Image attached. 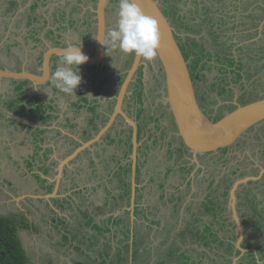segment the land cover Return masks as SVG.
I'll list each match as a JSON object with an SVG mask.
<instances>
[{
	"label": "rangeland",
	"instance_id": "1",
	"mask_svg": "<svg viewBox=\"0 0 264 264\" xmlns=\"http://www.w3.org/2000/svg\"><path fill=\"white\" fill-rule=\"evenodd\" d=\"M16 1L22 7L19 8L17 5L15 14H12L13 10L10 13L3 5L0 8V42L4 41L0 43V65L7 68L32 69L37 61L34 62V59H38L40 64L46 49L57 44L51 39L52 35L60 33H64V36L61 35L64 37L62 43L67 44L69 37L72 38L71 41L84 42L93 32L92 42L86 44L89 52L93 54L95 43L93 37L94 32L96 33L95 10L98 0ZM158 1L169 16L178 39L184 45L195 74L198 94L212 116L217 112L223 114L230 109L229 107L234 106L236 94L242 93L245 88L242 85L249 87L253 94L254 90H258L255 91V96L264 93V29L259 31L260 23L264 20V0ZM1 4H4L3 0H0ZM118 5L119 0H111L108 4L107 33L117 27ZM242 25L248 28L243 29ZM262 27L264 28V24ZM25 35L29 37L26 39ZM234 35L235 38L230 37ZM14 36L23 42L25 50L28 51L16 49L14 40L10 39ZM240 39L245 42L244 49L240 47ZM45 41L47 44H44ZM231 48L234 50L239 48L240 53L236 60L228 59L233 51ZM13 50L16 52L9 58L8 54ZM134 56L125 54L118 48L112 49L109 46L108 51L106 49L104 63L99 66V76L91 75L88 82L81 83L89 93L88 106L91 110L87 112L85 105H82L84 106L82 109L76 108L77 101L75 102L74 97L55 93L56 88L52 83L34 87L28 81L18 88L15 82L0 80V214L17 216L19 220L22 219L21 214L25 215V220L30 225L20 227L19 235L30 264H79V262L106 264L99 260L93 248L94 245L95 249H98L99 239H102L105 233L99 234L94 226L87 224L89 215H92V221L96 222L102 219L107 210L110 212L109 209L112 207L105 198L107 193L102 184L95 181L101 177L102 171L105 174L106 171H113V174L111 173L113 178L118 175L121 177L119 166L123 162L133 166L134 148L129 157L130 145L127 146L126 153L123 149L116 150L122 146L118 145L120 139L123 138V141H126V138L127 141L130 139L126 134L118 137L122 131L126 133L130 131L124 117L117 118L108 134H104L90 148L68 160L65 172L60 177L62 180L59 178L56 195H47L55 188L59 163L81 146L82 142L94 138L109 121L119 88L133 63ZM143 61V67L139 69L135 81L131 83L123 106V110L140 123L141 136L140 141L137 140L135 163L139 169L141 186L148 179L153 182L163 179L166 167L174 161L178 160L176 167L179 169L183 163L182 157L169 160L172 145L181 140L166 104L163 72L156 60L147 61L143 58ZM85 69L86 66H80L81 74ZM87 73L88 71L85 74ZM22 91H25L29 98L39 100L42 108H46L49 101L52 105L57 101L54 111L56 114L42 119L43 121L37 117L39 114H25L20 110L21 106L27 103V99L22 98ZM61 103L65 105L64 108L60 107ZM26 106L31 107L29 104ZM138 113L141 115L139 118ZM19 119L24 123L22 124ZM28 123H32V126ZM54 124L64 133L49 130L40 134L44 135L45 142L41 147L39 145V148L40 142L32 137L31 132L39 135L35 128L37 125ZM111 138L114 141H111ZM46 148H50L47 153L44 151ZM115 151L117 156L113 157ZM188 158L193 159L190 160L189 174L186 173L187 170H182L180 171L182 173L178 172L172 176L169 174L166 177L173 180L174 185L178 184L182 177L185 182L184 196L171 208L174 210L171 215H167L169 220L166 224L169 226L167 231L171 232L163 231L164 233L156 234L154 237L158 250H162L169 243L176 247L178 253L183 252L178 261L172 259L164 264H260L253 254L248 252L240 254L236 248L240 230L232 215L228 214L226 218L223 214L224 209L231 206L229 195L231 187L228 188L229 183L224 181L223 177L235 166L236 174L232 175L234 181L248 175L257 176L264 168V125L250 131L231 149L200 154L198 164L191 154L187 156ZM27 163L31 165L26 170L23 164ZM189 179L192 182L187 186ZM124 199L118 197L115 211L129 206L131 208L132 205H124ZM209 200L222 203L220 208L217 203V210L212 215L204 208V204L209 203ZM139 203H143L142 198ZM139 203L134 206L141 208ZM263 203V177L240 186L238 213L245 233L248 228L247 237L250 239L258 233L259 227L264 226V212L260 213V206ZM209 204H205V207L208 208ZM183 205L188 208V214L185 215L184 222L181 223L180 220L179 223L178 220L182 217L179 210ZM254 208L257 212L255 217L252 211H249ZM200 209L209 216L201 213L204 222L200 217V222L196 223L194 212ZM174 216H177V219L173 218ZM175 220L177 223H174L172 229L170 221ZM205 223L208 224L204 227ZM186 225H193V229L183 237L180 233ZM65 231L70 236L69 239H72V244L75 243L76 246H72L69 240L65 242L63 237ZM109 239L111 237L106 241ZM104 247L111 250L106 245ZM103 257L105 258V255ZM112 257L117 261L115 254H112ZM154 262L155 260L148 258L146 263ZM119 264L135 263H129V259L125 258Z\"/></svg>",
	"mask_w": 264,
	"mask_h": 264
},
{
	"label": "water",
	"instance_id": "2",
	"mask_svg": "<svg viewBox=\"0 0 264 264\" xmlns=\"http://www.w3.org/2000/svg\"><path fill=\"white\" fill-rule=\"evenodd\" d=\"M111 0H98L96 6V33L93 54L82 47L83 52L89 56L87 63L83 65L101 66L106 56V47L102 46L97 38L107 37V8ZM143 12L156 19L161 35V43L158 49V55L154 60L158 62L164 76L166 104L173 116L177 128V135L182 140L186 148L194 156L196 164L199 163L200 154H212L222 149L229 148L242 140L247 133L254 127L264 123V97L249 101L244 104L237 103L236 107L223 116L216 118L206 111L198 95L196 82L192 76L189 59L185 55L176 31L169 19L167 13L163 10L158 0H137ZM73 45V44H70ZM69 46V45H68ZM79 46V45H77ZM67 46H52L47 49L42 58L39 71L27 68L16 70L0 66V80L15 79L30 81L34 86H39L51 80V63L54 56H61ZM144 64L143 57L134 56L133 63L128 69L123 80L117 103L109 121L100 129L98 134L81 143L77 149L61 161L58 167L56 178V188L47 196L56 195L59 178L62 176L64 166L69 159L76 157L86 148H90L95 142L99 141L104 134L113 126V123L119 115L130 123L134 129L133 142V165L136 166V157L138 147V123L129 116L124 110V100L128 94L131 83L135 81V76L139 68ZM135 170V169H134ZM264 175V168L257 176H245L237 178L229 191L231 208L234 218L239 226L238 243L244 238V225L238 213V190L241 185L251 180H259Z\"/></svg>",
	"mask_w": 264,
	"mask_h": 264
},
{
	"label": "crops",
	"instance_id": "3",
	"mask_svg": "<svg viewBox=\"0 0 264 264\" xmlns=\"http://www.w3.org/2000/svg\"><path fill=\"white\" fill-rule=\"evenodd\" d=\"M37 6H38V4H37ZM18 7L21 8L22 5H19ZM95 16H93V17H95ZM260 24L261 25L259 26V30L264 29L262 27V25L264 24V20ZM28 28H30V27H28ZM56 32H58V31H56ZM92 33L90 34V37L87 36V40H85L84 42H80L78 40L77 41H71L72 40L71 37H69L67 39V42L69 45L73 44V45H81L82 47H86V44H88L92 39L91 38ZM50 34L52 35V33H50ZM56 35H58V34H53L51 39L57 44L51 45V47L52 46H58V45L63 46L62 45L63 44L62 39L64 37L61 38L62 36L59 37V35H58V38H56ZM25 37L27 38V35H25ZM230 37L235 38V35L230 36ZM59 38H61V40H59ZM93 38L95 39V32H94ZM242 40L243 39H240L241 45L245 44V42ZM59 42H61V43H59ZM14 44H15V47L17 49L19 42L15 41ZM44 44H47V42L45 41ZM22 46L24 47L23 49L18 47L21 51L26 49L24 45H22ZM65 46H67V44H65ZM239 48H237L236 50H234V48H231V49H233V51L229 54L228 59L236 60L237 56H239V53H240ZM25 51H28V50H25ZM35 61H36V65H38L39 64L38 59H34V62ZM56 68H57V64H56ZM15 69H19V68H15ZM51 71L53 74L54 70L52 68H51ZM245 74H248V73H245ZM84 79H86V82H88L89 78L85 75ZM3 81L6 82V81H8V79H3ZM19 81H24V80H19ZM50 82H51V80H50ZM50 82L44 83L42 85H49V84H51ZM34 87H36V86H34ZM87 87H88V85H87ZM242 87H245L244 90H250L251 91V89H249V87H247V86L242 85ZM83 90H84V96L86 98L90 99L88 89H86V91H85V88H84ZM55 91H57V89H55ZM60 93H62V92H60ZM62 94L67 95L64 93H62ZM238 97H239V94H236L235 99H237ZM249 101H247V102H249ZM233 103L235 104L234 101H233ZM57 104H58L57 101H54L53 105L49 101L46 108H44V109H46V112H45L46 115L43 114V116L46 118H49L53 114H56L54 111L56 110ZM225 113H223V115ZM217 114H218V112H217ZM37 117L39 118V120L43 121L41 118V114H39V116L37 115ZM19 121L22 122V124L24 123V121L22 119H19ZM13 122H15V120H13ZM55 124L53 126L37 125V127L38 128H48V129L55 128L56 129L57 126H55ZM28 125L32 126V123L31 124L28 123ZM37 127H35V128H37ZM57 130L61 131L59 133H62V134L64 133V132H62L63 130L61 128H59V129L57 128ZM17 131H18V129H17ZM13 133H14V131L11 132V134H13ZM42 133H44V132L39 131V135H38L37 133L31 132L32 137L33 138L35 137L34 139L36 141L40 142L38 144V147H39V145L41 147L42 143L45 142L44 141L45 140L44 135L40 136V134H42ZM41 139H43V141H41ZM111 140H112V138H111ZM49 149L50 148H46L44 150L45 153H47L49 151ZM192 157L194 158L193 155H192ZM182 159H183L182 161H184V159H187V154L186 155L184 154V157H182ZM191 160H193V159H191ZM31 164H32V162H31ZM31 164H29V163L23 164V165H25L24 169L27 170V167L30 166ZM188 164H190V163H188ZM183 165L181 164L182 168H183ZM170 166H172L171 172L169 171ZM99 167H97V168H99ZM182 168L181 169L177 168L176 164L174 162L173 164L166 167V169H165V175L166 176L163 177V179L158 180V181L154 180V182L151 179H148L147 182L144 183L142 186L139 183V181H141V180L138 177V168H136V166H134V165L133 166L132 165L131 166L125 165V168L122 165L121 166V169H122L121 170V177H120V175H118V177L115 176L113 178L112 177L113 171H111V172L106 171V174L103 173V171H102V174H100L101 177L99 178L100 180L97 178V180H95V181L97 182V184H98V182H100L102 184L101 186H103L104 191L107 193L105 198L111 196L113 199L114 196L118 195L117 193L120 194V191L126 185V187H128V191L126 193L128 198L125 197L123 202H124L125 206L126 205H132V206H131V208H129L130 207L129 206V207H125L123 209H120L119 211L116 210L118 212H116L115 209H113L110 212H106V214L104 216H102L103 219L101 220V224L103 222L102 227L104 229L102 230L103 232L101 231L102 233H99V234L104 235V233H105V235H104V237H102V239H99L100 244H99L98 249H95V247L93 245L94 252H97L99 260H101L102 262L103 261L106 262V264H119V262H122L123 260H125V258L129 259V263H135V264H148V263H146L148 261V258L155 260V262L152 264H164V262H166L168 260L170 261L172 259H175L177 261L179 260V257H181V254H183V252L178 253L176 247H174V245L171 246L169 243L162 250H158V246L155 244V238L154 237H156L155 236L156 234L164 233L163 231H165L167 233L171 232V231H167L169 229V226L166 225L169 222L167 215L168 214L171 215L170 213H172L174 211L171 208L174 207L176 201H178L179 199H181L182 196H184L183 191H184V182L185 181L182 177V180L179 181L178 184L174 185L173 180L166 178V177L169 174H171V176L173 174H177L178 172L182 171ZM116 170L117 169H115L114 171L116 172ZM119 171H120V169H119ZM63 172H65V171H63ZM107 172H109L110 175H108ZM180 173H182V172H180ZM186 173L189 174L190 172L189 173L186 172ZM103 174H104V176H103ZM102 177H104L103 180L101 179ZM191 182H192V180L189 179L187 186ZM56 183H55V188H56ZM110 183H112V184H110ZM119 187H123V188L119 189ZM176 187H179L178 188L179 190ZM55 188L52 190V192L55 190ZM58 188H59V186H58ZM58 188H57V190H58ZM122 191L124 192V190H122ZM179 191H180V193H179ZM145 192H148V194H146ZM49 193H51V192H49ZM184 193H186V192H184ZM103 195H104V193L102 191L101 197H103ZM38 196H40V195H38ZM71 197H72V195H70V198ZM118 197L120 198V195ZM140 198H142V202H143L142 204L139 203ZM51 199L52 198L50 197V200ZM128 200H129V202H128ZM136 203H139L141 208L139 206H136V205L134 206V204H136ZM52 208L56 209L54 206H52ZM187 211H188V208L186 209V205L185 206L183 205L181 207V209L179 210V212H181V214H182L181 219L178 220L179 223H180V220H181V223L184 222L183 220L185 218V215L188 214ZM201 213L205 214V212L202 211L201 209L199 211L194 212L195 218H196V220H195L196 223L200 222V217H202V221H203L204 216H209L208 213H206L204 216L201 215ZM223 214L226 218H228V214H230V215H232V218L235 219L234 213H233L232 208L230 206H227V208H225ZM190 215L193 217V213H191ZM170 218H172V217L170 216ZM173 218L177 219V216H174ZM176 221L177 220L170 221V223L172 225L171 226L172 229L174 227V223L175 224L177 223ZM97 222L100 223L99 220ZM235 222L237 224L236 220H235ZM207 224L208 223H205L204 227ZM237 227L239 228L238 224H237ZM259 228H260V230H258V233L255 234L253 236V238H251V239L247 237V231H246V233L244 232V238L241 240L240 243H238L236 245V248L238 251H240V254L245 253V252H248L249 254H253L258 263L264 264V226H261ZM114 229H116V231ZM192 229H193V225H190V226L186 225L182 228V233H180V234L183 235V237H186L187 232H191ZM106 233L108 235H106ZM173 233H176V231H173ZM238 234H239V232H238ZM63 237L65 238V242L69 240L72 244V239H69L70 236L67 234L66 231L63 233ZM110 237H111V239H109V241H106V239L110 238ZM258 237H261V239H257ZM105 241H106V243H105ZM74 244H72V246ZM105 245L110 247L112 251L105 248L104 247ZM74 246H76V245H74ZM110 251H111V253L109 254ZM112 254H115V258L117 259V261L114 260V258L112 257ZM116 254H117V256H116ZM103 255H105L106 259L103 257ZM166 263H168V262H166ZM83 264H87V263H83Z\"/></svg>",
	"mask_w": 264,
	"mask_h": 264
},
{
	"label": "clouds",
	"instance_id": "4",
	"mask_svg": "<svg viewBox=\"0 0 264 264\" xmlns=\"http://www.w3.org/2000/svg\"><path fill=\"white\" fill-rule=\"evenodd\" d=\"M117 16V27L110 30L107 37L97 38L99 43L107 51L110 46L125 54L143 57L147 61L156 58L161 43L157 20L146 15L137 0H119ZM88 60L89 56L83 52L81 45L67 46L51 76L52 85L64 94L76 93L83 81L80 66ZM60 107L64 108L65 105L61 103Z\"/></svg>",
	"mask_w": 264,
	"mask_h": 264
},
{
	"label": "trees",
	"instance_id": "5",
	"mask_svg": "<svg viewBox=\"0 0 264 264\" xmlns=\"http://www.w3.org/2000/svg\"><path fill=\"white\" fill-rule=\"evenodd\" d=\"M12 3H13V7L14 8L12 7L10 9H8V11L10 12L11 10H13L14 11L13 14H14L16 12V10H17V9L15 10V7L18 5V3H17L16 0H13ZM28 37L29 36H27V38ZM40 61H42V60L40 59ZM141 67H143V66H141ZM25 82H28V81L27 80L19 81L18 82L19 83V85H18L19 87L18 88H20V86H21L20 83H25ZM24 92L25 91L21 92V94L23 96L22 98H26L27 99V103L22 105L20 110L23 111L27 115L41 114V118L42 119H46V117L43 116V114L46 112V109H44L42 107H40V108L37 107L36 109H33L32 106L36 105L37 101L33 97L29 98L28 94H25ZM84 101H87V98H84ZM27 104H29L31 106L30 107L31 109L26 106ZM140 116L141 115L138 113L137 118H139ZM38 131H40V132L43 131L44 132V130H38ZM41 141H43V139H41ZM113 141H114V139H113ZM172 144H173V142L170 143V145H172ZM172 147H173V150L171 149L169 151V154H170L169 155V160H172V159L176 160L177 157H184V154L185 155L187 154V156L189 155L188 153H186V151L188 149L183 144L182 140L179 141L178 143H176L175 145H172ZM171 153H172V155H171ZM174 162H175V164H177L178 160H176ZM188 163H190V160L189 159L188 160L184 159V161L182 163V165L184 164L182 170H187V172L189 173L191 171V166H189ZM119 168L121 169V165L119 166ZM169 171L170 172L172 171V166L169 167ZM138 173H139V169H138ZM235 174H236V171H231V172H229L228 174H226L223 177L224 181L229 183L228 188L231 187L232 184L234 183V180L232 179V175H235ZM165 176L166 175H164V177ZM121 188H123V187H119V189H121ZM122 190H124V192L120 193L121 194L120 197H121V199H124L125 197H127L126 193L128 191V187H126V185H125ZM226 192H228V190ZM110 197H107L106 200H107L108 203H110L112 205V207H111L112 209L111 208L110 209L113 210L118 205V202H117L118 195L114 196L113 199H112V197L111 198ZM208 202L210 204L209 203H205V204H209V207L206 208L205 204H204V208L207 211H209V214L212 215L217 210L216 205H217L218 202H215L214 200H211V201L209 200ZM221 204H222L221 202L218 203V207L219 208H220ZM110 209H109V211H111ZM254 211H256V208H254ZM261 212H264V203L262 205V209H260V213ZM21 215H22V219L19 220L17 218V216H9V215L0 214V264H30L29 257H28V255L26 253V250H25V248L23 246V243H22L20 235H19L20 227H28V225H30V224L26 222L25 215L24 214H21ZM92 218H93L92 215H89V223L87 225L88 226H94L97 231L102 233L103 232L102 230L104 228L102 227L103 222L101 224V220L103 218L99 220L100 223L97 222V221L93 222ZM259 230H260V228H259ZM79 264H83V263L79 262Z\"/></svg>",
	"mask_w": 264,
	"mask_h": 264
},
{
	"label": "flooded vegetation",
	"instance_id": "6",
	"mask_svg": "<svg viewBox=\"0 0 264 264\" xmlns=\"http://www.w3.org/2000/svg\"><path fill=\"white\" fill-rule=\"evenodd\" d=\"M4 1V4H1L0 5V8L2 7V5L5 7V9H10V8H12L13 7V3H12V1L13 0H3ZM20 5V4H19ZM18 5V6H19ZM263 11H264V9H263ZM11 13V12H10ZM15 13H17V12H15ZM14 13V14H15ZM13 14V13H12ZM243 26V29H245V28H248V26H245V25H242ZM10 27H9V25H8V27H7V30L9 29ZM260 31V30H259ZM61 35H63L64 36V33H60V35H59V37L61 36ZM17 37L16 36H14L13 38L11 37L10 39H13L14 40V43H15V41H18L17 39H16ZM26 38V37H25ZM56 38H58V35H56ZM61 38H63V37H61ZM61 38H59V40H61ZM27 39V38H26ZM177 39H178V37H177ZM179 40V39H178ZM4 41L2 40V42H0V43H3ZM19 42V44H18V46H17V48L18 47H20L21 49H23L24 47L22 46L23 45V42L22 41H18ZM59 43H61V42H59ZM179 43H180V45H181V47H182V49H183V51H184V53H185V55H187V53H186V50H185V48H184V45L180 42V40H179ZM17 45V44H16ZM63 46H65V44H62ZM69 44L67 43V46H68ZM242 49H244L246 46H245V44H242L241 46H240ZM50 47H48L47 49H49ZM84 48H86L87 49V51L89 52V50H88V47L86 46V47H84ZM13 49V48H12ZM46 49V50H47ZM15 52V50H13V51H10L9 52V58H11L12 56H14V53ZM90 53V52H89ZM43 57V56H42ZM59 58H60V56H54L53 58H52V63H51V68L54 70V72H55V70H56V64H57V66H58V64H59ZM187 58L189 59V57H188V55H187ZM42 62V61H41ZM189 63H190V69H191V73H192V76H193V78H194V80H195V74H194V72H193V68H192V64H191V61H189ZM0 66H2V65H0ZM84 66H86V65H84ZM3 67V66H2ZM41 67V63L40 64H38V65H35V66H33V68L31 69V70H34V71H39L38 69ZM87 67V69H85V72L84 73H82L81 75H82V77H85V75L87 76V77H90L91 75H95V76H99V66H95V65H93V66H86ZM12 69H15V68H12ZM22 68H19V69H16V70H21ZM86 71H88V73L87 74H85L86 73ZM93 73H95V74H93ZM101 75V74H100ZM91 78V77H90ZM9 80V82H15L16 84H18L19 85V81H17V80H15V79H8ZM83 81L84 82H86V79H83ZM90 81V80H89ZM196 82V81H195ZM51 83V82H50ZM32 84V83H31ZM49 84V83H48ZM20 85H23V83H20ZM83 86V85H82ZM81 85L76 89V93H74V94H72V95H68V96H71V97H74L75 98V102H76V108H78L79 109V107H80V109H82V108H84V106H82V105H85V110H86V112H87V110L88 111H90L91 109L89 108V106H87L88 105V102H89V100H88V98H87V101H84V98H86L85 96H84V87H82ZM86 86H87V83H86ZM19 87V86H18ZM22 87V86H21ZM87 88V87H86ZM255 91H258V90H254V94H253V92L252 91H250V90H243L242 91V93L241 94H239V97L237 98V100L235 101V104H234V106L233 107H229L230 109L229 110H231V109H234L237 105V103H240V104H244V103H247V101H252V100H255V99H258V98H261V97H264V93L263 94H261V96L259 95H256L255 96ZM55 93H60V91L57 89V91H55ZM118 94H119V92H118ZM118 94H117V96H118ZM128 95V94H127ZM127 95H126V97H125V100H126V98H127ZM199 95V94H198ZM76 96V97H75ZM77 96H78V98H77ZM117 96H116V99H117ZM199 98H200V96H199ZM252 99V100H251ZM125 100H124V102H125ZM201 100V99H200ZM81 102H83V103H81ZM116 103H117V100H116ZM201 103L203 104V101L201 100ZM204 105V104H203ZM115 106H116V104H115ZM115 106H114V108H115ZM37 107H39L40 108V104H39V100L37 101V104L36 105H33L32 106V108L33 109H36ZM88 107V108H87ZM48 108V107H47ZM206 109V108H205ZM228 110V111H229ZM113 111H114V109H113ZM206 111H207V109H206ZM227 111V112H228ZM208 112V111H207ZM226 112V113H227ZM221 113L222 112H219L218 114H216L215 115V117L216 118H219V117H221V116H223V114L221 115ZM44 115H46L45 113H44ZM123 117V116H122ZM117 118H121V115H119ZM116 121V120H115ZM126 121V120H125ZM126 123L129 125V128H130V131H129V133L127 132H125V131H122L120 134H119V136L118 137H120L121 138V136H122V134H126V137H130V139H129V141H127V138H126V141H123L124 139L122 138V139H120L121 141H120V144H118L119 146L120 145H122V146H120V148H117L116 150L117 151H119V150H122L123 149V151H124V153H126L125 151H126V148H127V146L128 145H130L131 146V151H130V153L128 154V157L130 156V154L132 153V148H134V142H133V133H134V129H133V127H132V125L130 124V123H128L127 121H126ZM68 124H69V122H68ZM114 124V123H113ZM264 125V123H262V124H260V125H258V126H256V127H254L253 129H251L250 131H252V130H255L257 127H259V126H263ZM139 126H140V123H138V131H137V137H138V140L140 141V136H141V130H140V128H139ZM36 130H44V132L47 130V131H49V130H54L56 133H59V132H61V131H58V130H56L55 128H50V129H48V128H36ZM250 131L247 133V134H249L250 133ZM107 134H108V132H107ZM111 141H113V139L111 140ZM177 142V141H176ZM239 142H241V140L239 141ZM238 142V143H239ZM81 145V144H80ZM129 146V147H130ZM234 146H232V147H229L228 149H231V148H233ZM77 149V148H76ZM222 151V150H221ZM186 153H188V154H190L189 153V150H187L186 151ZM192 154V153H191ZM193 155V154H192ZM117 156V153H116V151H115V154H113V157H116ZM138 159H139V156H138ZM60 164V163H59ZM130 164H132V161H130ZM122 165L124 166V168H125V165H128V163L127 162H123L122 163ZM121 165V166H122ZM236 167V166H235ZM235 167H231L230 169H229V171L228 172H231V171H236L237 170V168H235ZM65 168H66V166L64 167V171H65ZM136 168H137V166H136ZM120 170H122V169H120ZM261 171V170H260ZM262 178V177H261ZM260 178V179H261ZM263 178H264V175H263ZM252 202V201H251ZM205 203V202H204ZM260 209H262V206H260ZM249 211H252V215L255 217L256 216V214H257V212L256 211H254V210H249ZM247 229L248 228H246V231H247Z\"/></svg>",
	"mask_w": 264,
	"mask_h": 264
}]
</instances>
